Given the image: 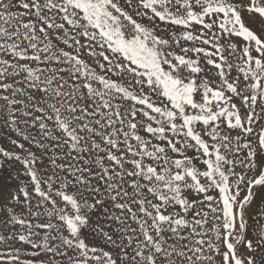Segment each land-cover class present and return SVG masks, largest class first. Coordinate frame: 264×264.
I'll return each mask as SVG.
<instances>
[{"label":"snow or ice","instance_id":"6c2138e0","mask_svg":"<svg viewBox=\"0 0 264 264\" xmlns=\"http://www.w3.org/2000/svg\"><path fill=\"white\" fill-rule=\"evenodd\" d=\"M0 264H264V0H0Z\"/></svg>","mask_w":264,"mask_h":264}]
</instances>
